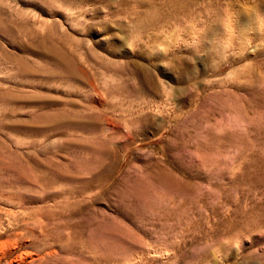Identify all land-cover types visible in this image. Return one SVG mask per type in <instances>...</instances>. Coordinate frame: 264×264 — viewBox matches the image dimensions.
<instances>
[{"label":"rangeland","instance_id":"rangeland-1","mask_svg":"<svg viewBox=\"0 0 264 264\" xmlns=\"http://www.w3.org/2000/svg\"><path fill=\"white\" fill-rule=\"evenodd\" d=\"M7 211L0 264H264V0H0Z\"/></svg>","mask_w":264,"mask_h":264},{"label":"bare ground","instance_id":"bare-ground-1","mask_svg":"<svg viewBox=\"0 0 264 264\" xmlns=\"http://www.w3.org/2000/svg\"><path fill=\"white\" fill-rule=\"evenodd\" d=\"M1 212H0V237H2V235H4V234L5 235L8 234L7 233V230H8L7 227H11V226L16 227L17 224H20V222L22 223L23 227L21 228V230L19 232H16L17 235L16 234L15 235L17 237L15 238V241H19V240H21V238H24V237H28L29 238V236L30 237H34L35 236V237H38V238H40V236H44V231H43V228H42L44 223L42 221L38 222L37 224H40V226H39V225L33 223L36 220L35 221H29V219L31 220V217L34 220V217L30 213L26 214V213H23V212H20V211H7V212H4L5 214L2 215ZM29 223H32L34 226L32 225V227L29 228V230H28V229H26V224H27V226H29L28 225ZM35 226L41 227L40 230H39L40 234H37V232H35V228H34ZM32 228H33V230H32ZM42 231H43V233H42ZM8 237H10V236H8ZM10 238H6L4 240H0V249L2 250L1 253L5 254L11 249V246H10L11 240H10Z\"/></svg>","mask_w":264,"mask_h":264}]
</instances>
